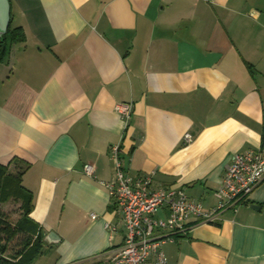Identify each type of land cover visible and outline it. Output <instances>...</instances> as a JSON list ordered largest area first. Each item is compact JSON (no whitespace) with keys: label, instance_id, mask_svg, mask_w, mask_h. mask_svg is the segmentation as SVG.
Returning <instances> with one entry per match:
<instances>
[{"label":"crops","instance_id":"obj_1","mask_svg":"<svg viewBox=\"0 0 264 264\" xmlns=\"http://www.w3.org/2000/svg\"><path fill=\"white\" fill-rule=\"evenodd\" d=\"M8 2V27L23 34L0 57V163L32 194L45 240L34 264H106L123 244L104 185L111 145L129 176L205 210L230 157L264 149V0ZM120 102L133 103L126 125ZM197 221L162 245L167 264H264V180Z\"/></svg>","mask_w":264,"mask_h":264},{"label":"built area","instance_id":"obj_2","mask_svg":"<svg viewBox=\"0 0 264 264\" xmlns=\"http://www.w3.org/2000/svg\"><path fill=\"white\" fill-rule=\"evenodd\" d=\"M133 103L120 102L114 108L126 125L132 116ZM191 136L185 133L184 142ZM114 164V180L104 183L113 197L119 223L125 228L124 242L114 250L106 264H167L162 251L165 242L186 233L190 217L197 225L213 223L228 207L244 201L251 191L264 180V149H248L233 154L225 165L224 176L215 194L219 202L209 210L189 198L180 188H151L152 176H129L121 164L119 144L109 147ZM83 172L92 177L94 165L84 163ZM167 212L166 218L157 212ZM92 218L96 216L90 215Z\"/></svg>","mask_w":264,"mask_h":264},{"label":"trees","instance_id":"obj_3","mask_svg":"<svg viewBox=\"0 0 264 264\" xmlns=\"http://www.w3.org/2000/svg\"><path fill=\"white\" fill-rule=\"evenodd\" d=\"M7 29L0 40V57L6 39L14 40L23 34L20 27ZM8 166L9 163L7 165L0 163V205L9 200L20 203L21 213L17 220H13L11 213L0 208V264H32L43 251V235L38 224L29 218L33 207L32 194L21 184L22 171L13 174ZM16 236L21 237L20 249L7 256L8 244Z\"/></svg>","mask_w":264,"mask_h":264},{"label":"water","instance_id":"obj_4","mask_svg":"<svg viewBox=\"0 0 264 264\" xmlns=\"http://www.w3.org/2000/svg\"><path fill=\"white\" fill-rule=\"evenodd\" d=\"M9 11H10V3L8 2V0H0V40L8 30L7 28L10 23ZM252 207H256V206L252 205ZM52 235H54V233L49 232L47 238L49 239ZM43 241L45 242L44 239Z\"/></svg>","mask_w":264,"mask_h":264},{"label":"rangeland","instance_id":"obj_5","mask_svg":"<svg viewBox=\"0 0 264 264\" xmlns=\"http://www.w3.org/2000/svg\"><path fill=\"white\" fill-rule=\"evenodd\" d=\"M6 210L7 212L11 213L12 217H13V220H17V217L19 216V209L18 207L16 206V204H14L13 202H9L7 205H6ZM20 240H21V237L20 236H16L15 238H13L10 242H9V250L8 252L6 253L7 256H9V254H11L13 251H16L18 249H20ZM39 256V255H38ZM37 256V258H38ZM37 260V259H36ZM35 260V261H36ZM34 261V262H35ZM34 262L32 264H34Z\"/></svg>","mask_w":264,"mask_h":264}]
</instances>
